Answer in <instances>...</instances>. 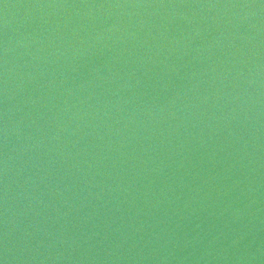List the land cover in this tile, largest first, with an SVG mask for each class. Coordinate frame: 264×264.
<instances>
[{"label": "water", "instance_id": "95a60500", "mask_svg": "<svg viewBox=\"0 0 264 264\" xmlns=\"http://www.w3.org/2000/svg\"><path fill=\"white\" fill-rule=\"evenodd\" d=\"M0 264H264V0H0Z\"/></svg>", "mask_w": 264, "mask_h": 264}, {"label": "clouds", "instance_id": "9594fccd", "mask_svg": "<svg viewBox=\"0 0 264 264\" xmlns=\"http://www.w3.org/2000/svg\"><path fill=\"white\" fill-rule=\"evenodd\" d=\"M225 7H239V8H248V7H252V6H249V5H232V6H225ZM248 13H245L244 16L242 17H239V19L241 21H243L246 17H247Z\"/></svg>", "mask_w": 264, "mask_h": 264}]
</instances>
